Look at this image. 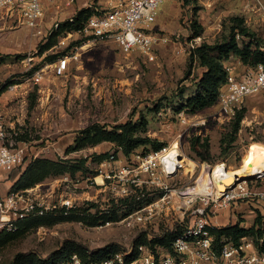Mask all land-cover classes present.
Masks as SVG:
<instances>
[{
    "label": "rangeland",
    "instance_id": "1",
    "mask_svg": "<svg viewBox=\"0 0 264 264\" xmlns=\"http://www.w3.org/2000/svg\"><path fill=\"white\" fill-rule=\"evenodd\" d=\"M103 4L105 0H74L68 9L49 4L43 16L46 37H35L22 26L0 36V55L8 56L0 64V88L5 86L0 94V130L2 143L23 148L27 161L85 160L73 175H52L25 189L29 198L46 208L43 215L76 208L85 210L86 216L107 212L117 218L95 226L80 221L19 226L11 218L17 228L0 230L12 235L0 246V264H10L16 253L29 251L45 258L64 240L89 250L107 244L130 249L142 236L151 240L175 228L185 229L198 209H204L218 228L234 224L249 228L258 214L264 219L261 200L240 199L219 207L211 193L218 165L235 171L252 145L264 147V91L247 97L230 119L220 116L217 102L197 112L179 109L204 71L190 58L193 48L220 41L233 17L242 18L244 26L264 40V0H164L147 28L156 38L151 60L136 51L124 53L110 40L87 42L80 35L67 36L68 32L55 35L51 46L43 49L55 22L61 24L80 9ZM194 31L200 34L195 36ZM62 59L68 63L59 73L57 63ZM247 70L235 57L226 63L228 76L238 78ZM35 73L40 74L38 82ZM236 115L241 120L234 140L221 144ZM140 117L147 123L137 135L166 150L178 147L182 162L172 176L164 172L160 152L146 146L129 156L106 141L67 152L80 129L92 124L110 129ZM196 137L200 142L193 149ZM205 142L209 155L202 161L194 150H201ZM221 148H226L224 153ZM19 169L8 178L16 180ZM10 182H0V196ZM247 184L260 190L259 182ZM206 185L210 195L201 194ZM133 198L137 204L131 203ZM156 251L166 253L159 246Z\"/></svg>",
    "mask_w": 264,
    "mask_h": 264
},
{
    "label": "built area",
    "instance_id": "2",
    "mask_svg": "<svg viewBox=\"0 0 264 264\" xmlns=\"http://www.w3.org/2000/svg\"><path fill=\"white\" fill-rule=\"evenodd\" d=\"M164 0H105L101 7H94L95 12L89 16L82 28L76 32L90 41L114 42L124 52L136 51L148 59H153L155 36L147 29L156 18V11ZM74 0H0V36L17 27H26L35 37L44 38L46 32L43 27L45 8L49 4L59 5L68 9ZM91 7V6H90ZM73 22V15L67 18ZM59 22H55L48 34L56 31ZM67 59L58 60L57 69L63 73L67 66ZM39 73L33 75L38 82ZM264 91V66L257 65L254 69L247 70L235 78L227 77V86L219 97L220 116L230 119L235 115V110L241 107L244 100L254 94ZM0 130V172L7 175L20 166L25 159L24 149L2 143ZM166 149L162 148L157 153L159 156ZM224 166V164H221ZM249 180H236L234 184L214 194L212 202L219 207H226L235 200L256 198L264 203V175ZM260 184V190L254 185L248 188L247 183ZM207 203V202H205ZM46 208L43 204L29 198L25 191L9 190L0 196V230L14 231L16 226L11 218L19 221L29 215H43ZM192 222L172 242L173 254L164 253L154 255L148 249L139 247L140 254L128 263L124 261V254L117 253L109 256L100 264H264V249H258L250 237H242L237 243L222 239L221 245H215L211 229L218 228L213 225L204 209L195 210ZM264 239L259 240V245ZM82 264L76 255L71 256L68 263Z\"/></svg>",
    "mask_w": 264,
    "mask_h": 264
},
{
    "label": "trees",
    "instance_id": "3",
    "mask_svg": "<svg viewBox=\"0 0 264 264\" xmlns=\"http://www.w3.org/2000/svg\"><path fill=\"white\" fill-rule=\"evenodd\" d=\"M95 12L94 7L83 8L73 15V22L66 20L59 24L56 31L49 36V41L43 46L46 49L51 46L55 35L67 32L76 33L81 28L86 19ZM195 36L200 33L193 32ZM52 39V40H51ZM230 57H235L237 61L247 69H254L257 65L264 66V40L255 36L245 26L244 20L239 17L230 19L228 32L221 38L220 41L208 44L202 42L190 53V58L196 60L199 66L204 68L201 76L194 86L191 96H188L184 102L181 101L179 109L186 108L191 112L200 111L206 107L219 104V97L227 83L228 73L226 71V63ZM8 59V56L0 55V64H3ZM5 86L0 88V94L4 91ZM179 97H182L180 92ZM174 102V100H173ZM240 115H236L231 122L230 132L221 139V144L227 140L233 141L234 135L239 129ZM146 119L140 117L135 121H126L123 124L114 126L110 129L103 125L92 124L77 131V136L74 139V146L67 148V152L79 149L84 145H94L101 141H106L116 144L124 156H129L133 151L141 146H146L151 152H158L163 146L148 137L137 135L146 127ZM228 137V139H227ZM200 142V138H194L192 145L195 149L196 143ZM201 150H194L200 160L205 161L209 155V145L205 142L201 146ZM226 148H221V153H224ZM105 156H103L104 158ZM85 163L84 159L71 161L69 159H46L35 158L31 161L24 162L18 166L19 172L16 180L10 190L18 191L25 190L40 183L45 178L52 175L68 173L73 175L79 171ZM17 167V168H18ZM123 200L122 202H124ZM133 205L138 201L133 198ZM85 210L67 209L54 210L47 212L45 215L36 216L29 215L28 218L19 220V226L27 224H45L52 225L66 221H80L89 226H95L100 221H110L116 219V215H108L107 212H102L100 215L86 216ZM88 217V218H87ZM184 229L175 228L170 232L163 233L151 240H146L144 236L137 238L130 249H123L118 244H107L102 248L89 250L83 244L74 240H64L61 245L49 253L45 258H41L36 252L16 253L10 264H61L68 263L71 256L76 255L82 264H100L103 260L117 253L124 254V261L128 263L135 260L139 254V247H145L154 255L158 256L156 247H162L168 254H173L172 242L179 236ZM211 234L214 237L215 245L219 247L220 241L230 240L237 243L242 237L252 238L254 245L260 249H264V243L259 245V240L264 239V219L260 214L254 220V224L249 228H244L238 224L211 229ZM11 234L0 233V246L6 243Z\"/></svg>",
    "mask_w": 264,
    "mask_h": 264
},
{
    "label": "bare ground",
    "instance_id": "4",
    "mask_svg": "<svg viewBox=\"0 0 264 264\" xmlns=\"http://www.w3.org/2000/svg\"><path fill=\"white\" fill-rule=\"evenodd\" d=\"M178 147L173 145L170 149L163 151L159 156V162L161 163L164 172L167 176H172L182 160L181 155L178 152ZM181 160V161H180ZM264 171V147L259 145H252L247 156L245 157L242 166L235 171H230L221 165H218L213 171L214 185L211 193L219 194L223 192L227 186L234 184L238 179L247 178H259L260 173ZM264 175V173H263ZM208 184V183H207ZM209 190L206 185L204 187V193L202 195H210L211 193H205Z\"/></svg>",
    "mask_w": 264,
    "mask_h": 264
},
{
    "label": "crops",
    "instance_id": "5",
    "mask_svg": "<svg viewBox=\"0 0 264 264\" xmlns=\"http://www.w3.org/2000/svg\"><path fill=\"white\" fill-rule=\"evenodd\" d=\"M8 33H6V34H8ZM9 181H11L10 183H11V186H12L15 180L14 179L10 180L6 173L0 172V182H4V184H5L6 182H9ZM11 186L8 189H6V191H4V194L1 195V196H4L11 189Z\"/></svg>",
    "mask_w": 264,
    "mask_h": 264
},
{
    "label": "water",
    "instance_id": "6",
    "mask_svg": "<svg viewBox=\"0 0 264 264\" xmlns=\"http://www.w3.org/2000/svg\"><path fill=\"white\" fill-rule=\"evenodd\" d=\"M249 179H253V178H247V179H241V180H249Z\"/></svg>",
    "mask_w": 264,
    "mask_h": 264
}]
</instances>
